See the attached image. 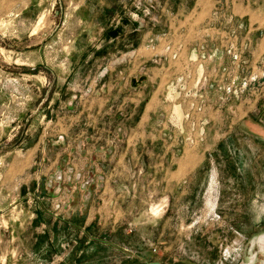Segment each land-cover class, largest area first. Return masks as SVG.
<instances>
[{"label":"rangeland","instance_id":"rangeland-1","mask_svg":"<svg viewBox=\"0 0 264 264\" xmlns=\"http://www.w3.org/2000/svg\"><path fill=\"white\" fill-rule=\"evenodd\" d=\"M234 4L0 0V264H264V46Z\"/></svg>","mask_w":264,"mask_h":264},{"label":"crops","instance_id":"crops-1","mask_svg":"<svg viewBox=\"0 0 264 264\" xmlns=\"http://www.w3.org/2000/svg\"><path fill=\"white\" fill-rule=\"evenodd\" d=\"M235 1H236V4H234L235 14L241 17L242 19L245 17L247 18L246 19L247 26L251 27L252 33L256 34L255 36H257L259 31L262 33L258 41H260L259 45L262 44L264 46V9L262 8L254 9L253 8L249 10L248 7H244L243 9H241L240 3L238 4L239 1L237 0ZM262 50L264 52V48ZM173 167L174 168H172L168 172V174L165 175V177L167 178L166 181L176 183L177 179L179 180V177H181L183 174H182V171L178 169L179 167H177L176 164H174Z\"/></svg>","mask_w":264,"mask_h":264}]
</instances>
